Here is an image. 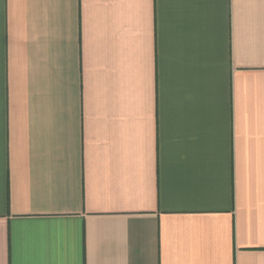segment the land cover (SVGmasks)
Masks as SVG:
<instances>
[{"label":"crops","instance_id":"1","mask_svg":"<svg viewBox=\"0 0 264 264\" xmlns=\"http://www.w3.org/2000/svg\"><path fill=\"white\" fill-rule=\"evenodd\" d=\"M0 264H264V0H0Z\"/></svg>","mask_w":264,"mask_h":264}]
</instances>
